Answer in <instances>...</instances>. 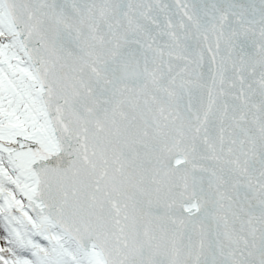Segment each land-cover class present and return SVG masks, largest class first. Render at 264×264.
Returning <instances> with one entry per match:
<instances>
[{
    "label": "snow or ice",
    "instance_id": "obj_1",
    "mask_svg": "<svg viewBox=\"0 0 264 264\" xmlns=\"http://www.w3.org/2000/svg\"><path fill=\"white\" fill-rule=\"evenodd\" d=\"M0 264H264V0H0Z\"/></svg>",
    "mask_w": 264,
    "mask_h": 264
}]
</instances>
